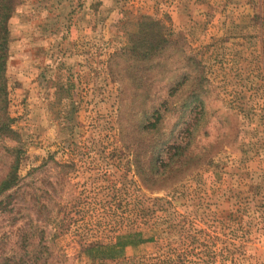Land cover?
<instances>
[{
  "label": "rangeland",
  "instance_id": "1",
  "mask_svg": "<svg viewBox=\"0 0 264 264\" xmlns=\"http://www.w3.org/2000/svg\"><path fill=\"white\" fill-rule=\"evenodd\" d=\"M261 15L264 0H14L8 264H264Z\"/></svg>",
  "mask_w": 264,
  "mask_h": 264
},
{
  "label": "trees",
  "instance_id": "2",
  "mask_svg": "<svg viewBox=\"0 0 264 264\" xmlns=\"http://www.w3.org/2000/svg\"><path fill=\"white\" fill-rule=\"evenodd\" d=\"M14 9V0H0V157H4L6 159L10 158L12 163L18 164L20 162V158L24 153V150L21 146V140L19 132L13 127L14 118L9 114V91H8V81L6 77V63L8 58V42H9V31H8V19L10 18ZM259 19V28L260 31V39L264 44V15L258 17ZM143 19H149L146 15L139 16V21L137 23L140 24ZM155 20V19H153ZM151 24H142L141 29L147 31L150 28H153L155 25L158 26V23L152 21ZM158 29H163L162 26H158ZM261 32L263 36L261 37ZM160 37L155 42L154 45L150 48L156 49L157 47H161L159 44L164 45L167 43V37L164 35V32H160ZM264 48V47H263ZM150 49L149 52H152ZM264 52V49L262 50ZM264 74V68H263ZM264 77V75H263ZM264 81V78H263ZM264 86V85H263ZM156 121L153 124V128L156 126V122H158L161 118L160 114L157 111ZM16 171L8 170L7 172L0 174V215H5L7 212V206L9 204L10 193L8 190L11 188L13 182L17 178L15 174ZM5 253L4 249L0 250V264H8L10 256ZM14 255V253L12 254ZM13 264H24L23 259L18 258Z\"/></svg>",
  "mask_w": 264,
  "mask_h": 264
}]
</instances>
